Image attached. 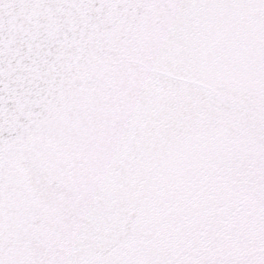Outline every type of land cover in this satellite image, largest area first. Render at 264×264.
I'll use <instances>...</instances> for the list:
<instances>
[{
	"label": "snow or ice",
	"instance_id": "1",
	"mask_svg": "<svg viewBox=\"0 0 264 264\" xmlns=\"http://www.w3.org/2000/svg\"><path fill=\"white\" fill-rule=\"evenodd\" d=\"M0 264H264V0H0Z\"/></svg>",
	"mask_w": 264,
	"mask_h": 264
}]
</instances>
